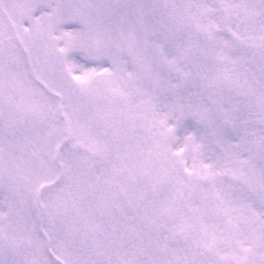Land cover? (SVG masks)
Masks as SVG:
<instances>
[{
	"label": "snow or ice",
	"instance_id": "obj_1",
	"mask_svg": "<svg viewBox=\"0 0 264 264\" xmlns=\"http://www.w3.org/2000/svg\"><path fill=\"white\" fill-rule=\"evenodd\" d=\"M0 264H264V0H0Z\"/></svg>",
	"mask_w": 264,
	"mask_h": 264
}]
</instances>
